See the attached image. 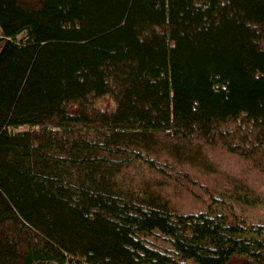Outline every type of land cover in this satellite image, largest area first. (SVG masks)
<instances>
[{
	"label": "trees",
	"instance_id": "16d2710c",
	"mask_svg": "<svg viewBox=\"0 0 264 264\" xmlns=\"http://www.w3.org/2000/svg\"><path fill=\"white\" fill-rule=\"evenodd\" d=\"M205 147L264 176V0H0V264H264Z\"/></svg>",
	"mask_w": 264,
	"mask_h": 264
},
{
	"label": "rangeland",
	"instance_id": "374dc122",
	"mask_svg": "<svg viewBox=\"0 0 264 264\" xmlns=\"http://www.w3.org/2000/svg\"><path fill=\"white\" fill-rule=\"evenodd\" d=\"M104 104L106 105V103L99 105L105 106ZM204 153H206L217 174L205 176L184 167L183 169L189 172L194 184H198V186L185 184V187H187L185 189L180 188V186H173L174 188L168 189L167 193L177 210L181 212L204 210L207 205H211L210 199L213 195L218 194L217 196H219V192L221 194L223 190L232 188L228 179H231L233 183L249 185L260 191V194L264 197V176L255 170L252 164L226 153L222 148L211 149L205 147ZM146 175L148 176L147 173ZM249 215L254 219L256 218L257 221L264 220V208L259 207L250 210Z\"/></svg>",
	"mask_w": 264,
	"mask_h": 264
}]
</instances>
